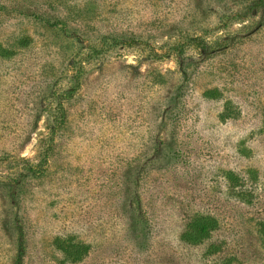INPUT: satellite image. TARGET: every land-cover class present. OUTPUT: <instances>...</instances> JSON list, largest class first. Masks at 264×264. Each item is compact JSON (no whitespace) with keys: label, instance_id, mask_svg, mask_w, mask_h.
Wrapping results in <instances>:
<instances>
[{"label":"rangeland","instance_id":"374dc122","mask_svg":"<svg viewBox=\"0 0 264 264\" xmlns=\"http://www.w3.org/2000/svg\"><path fill=\"white\" fill-rule=\"evenodd\" d=\"M253 1L0 0V264H264Z\"/></svg>","mask_w":264,"mask_h":264},{"label":"trees","instance_id":"16d2710c","mask_svg":"<svg viewBox=\"0 0 264 264\" xmlns=\"http://www.w3.org/2000/svg\"><path fill=\"white\" fill-rule=\"evenodd\" d=\"M252 7L264 9V0H254ZM218 227V222L209 216H195L188 222L184 232L181 235V240L189 245H199L206 241L211 233ZM260 233L264 238V223L260 225ZM54 245L57 249L71 260H79L88 253V247L75 243L72 239H59L54 240ZM17 264H20L17 261Z\"/></svg>","mask_w":264,"mask_h":264}]
</instances>
